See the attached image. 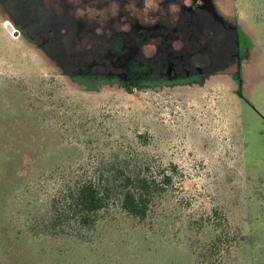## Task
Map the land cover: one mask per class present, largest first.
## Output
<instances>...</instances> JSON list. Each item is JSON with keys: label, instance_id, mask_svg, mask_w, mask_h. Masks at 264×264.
Returning <instances> with one entry per match:
<instances>
[{"label": "rangeland", "instance_id": "1", "mask_svg": "<svg viewBox=\"0 0 264 264\" xmlns=\"http://www.w3.org/2000/svg\"><path fill=\"white\" fill-rule=\"evenodd\" d=\"M127 65L152 66V78H122ZM53 90L68 106L105 109L123 131L155 134L152 148L186 170L190 190L197 182L212 194L220 171L219 201L237 220L246 200L254 216L264 212V0H0L1 117L33 124L30 99ZM200 194L184 201L189 211L200 210ZM18 202H9L0 264H132L128 254L160 248L113 220L98 248L57 261L46 236L18 224L30 211ZM247 230L264 261V224ZM174 246L164 262L186 258Z\"/></svg>", "mask_w": 264, "mask_h": 264}, {"label": "trees", "instance_id": "2", "mask_svg": "<svg viewBox=\"0 0 264 264\" xmlns=\"http://www.w3.org/2000/svg\"><path fill=\"white\" fill-rule=\"evenodd\" d=\"M127 66L122 78H152V66ZM30 100L25 111L33 116V124L0 115L1 262L7 239H12L9 202L22 199L20 209L30 211L18 224L46 236L41 241L51 246L48 252L57 261L73 259V252L81 258L87 249L98 248L114 220L134 224L132 233L139 241L151 239L160 245L154 256L142 250L128 254L132 264H148L146 259L153 258H158L156 264H264L247 230L252 223L264 224V212L254 216L246 200L237 220V212L219 201L224 187L220 171L215 172L212 194L210 187L195 182V191L205 195L197 200L200 210L189 211L185 202L195 192L187 187L193 178L157 154V147L152 148L155 134L123 131L102 115L105 109L68 106L55 90L49 97ZM174 245L186 246V258L164 262L160 257Z\"/></svg>", "mask_w": 264, "mask_h": 264}]
</instances>
